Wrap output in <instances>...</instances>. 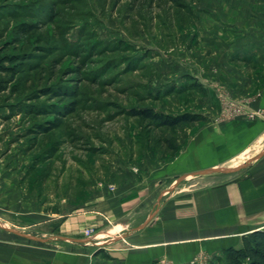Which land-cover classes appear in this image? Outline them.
I'll list each match as a JSON object with an SVG mask.
<instances>
[{
	"label": "rangeland",
	"instance_id": "374dc122",
	"mask_svg": "<svg viewBox=\"0 0 264 264\" xmlns=\"http://www.w3.org/2000/svg\"><path fill=\"white\" fill-rule=\"evenodd\" d=\"M179 3L191 13L179 11ZM217 17H223L217 0H0V242L12 240L14 252L30 264H38L44 247L26 237V218L5 211L4 187L12 204L23 191L31 208L35 200L55 211L69 201L82 203L88 182L113 177L110 164L118 156L135 166L146 157L163 159L177 172L182 150L192 145L207 149L186 154L194 173L183 187L203 176L230 180L247 169L258 153L221 154L214 129L264 118L251 105L264 87V54L219 52ZM74 89V99L57 95ZM73 100L76 110L46 133L58 121L55 112ZM142 107L205 120L166 133L178 151L152 155L149 128L126 114ZM5 228L20 233L9 238ZM204 259L200 253L193 264Z\"/></svg>",
	"mask_w": 264,
	"mask_h": 264
},
{
	"label": "crops",
	"instance_id": "0c3cea01",
	"mask_svg": "<svg viewBox=\"0 0 264 264\" xmlns=\"http://www.w3.org/2000/svg\"><path fill=\"white\" fill-rule=\"evenodd\" d=\"M218 3L223 16L217 17L218 51L229 56L244 51L264 54V0ZM255 97L252 107L264 111V87ZM214 131L221 154L258 153L243 173L230 180L203 176L183 187L181 183L194 173L189 168L191 156L186 154L207 149L192 145L182 150L177 172L173 163L163 159L146 157L135 166L118 156L110 164L113 177L88 182L87 198L79 204L69 201L49 211L46 203L33 200L31 208L23 191L12 204L4 187L2 206L9 216L20 213L26 218L27 225H21L26 237L45 247L38 249V264H193L200 253L205 257L202 264H217L225 249L242 245L244 235L264 230V118L221 123ZM249 143L262 146L250 148ZM45 225H53L50 232L43 230ZM85 228H93L92 235L85 237ZM5 229L9 238L20 233ZM14 248L12 240L0 242V264H30Z\"/></svg>",
	"mask_w": 264,
	"mask_h": 264
},
{
	"label": "trees",
	"instance_id": "16d2710c",
	"mask_svg": "<svg viewBox=\"0 0 264 264\" xmlns=\"http://www.w3.org/2000/svg\"><path fill=\"white\" fill-rule=\"evenodd\" d=\"M199 1V0H194ZM176 8L179 11L191 13L188 4L179 3ZM197 84L193 87H196ZM184 91H178L181 94ZM60 93V92H59ZM176 93V92H175ZM61 98H76L78 91H66L57 94ZM78 103L73 100L66 104L61 110H57L58 121L50 123L46 127L45 132L49 133L53 128H58L62 124V119L76 110ZM132 118H137L145 123L149 128L150 136L146 139V146L150 153L154 155L157 151L175 152L178 151V146L173 138L166 137V133H174L184 126L202 122L205 118L200 114L185 112L181 114H166L157 111L152 107L132 108L126 112ZM60 149V144L53 146L49 153L54 155ZM39 159V158H38ZM37 162L43 161L42 159ZM45 159V158H44ZM42 163V162H41ZM39 165V163H38ZM218 264H264V230H254L242 237V245L239 248L229 247L223 251V256L217 259Z\"/></svg>",
	"mask_w": 264,
	"mask_h": 264
},
{
	"label": "built area",
	"instance_id": "2783aa9c",
	"mask_svg": "<svg viewBox=\"0 0 264 264\" xmlns=\"http://www.w3.org/2000/svg\"><path fill=\"white\" fill-rule=\"evenodd\" d=\"M92 233H93L92 228H86L82 230V234H84L85 236H90Z\"/></svg>",
	"mask_w": 264,
	"mask_h": 264
}]
</instances>
